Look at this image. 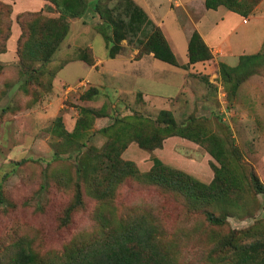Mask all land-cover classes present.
<instances>
[{"label":"rangeland","instance_id":"rangeland-1","mask_svg":"<svg viewBox=\"0 0 264 264\" xmlns=\"http://www.w3.org/2000/svg\"><path fill=\"white\" fill-rule=\"evenodd\" d=\"M0 3L10 7L11 14L9 17L5 14L3 21L6 26L10 20L12 29L17 24L16 15L13 16V3L9 0H0ZM104 5L108 8L114 6L107 3ZM173 13V16L166 19L165 26L169 32L181 36L188 27L187 19L181 8H176ZM252 14L264 17V0H258ZM46 15L56 17L58 14ZM73 21L69 20L70 25H73ZM253 21L254 18L250 20V24ZM95 30L97 32V27ZM258 31H261V27L256 29ZM149 33L150 30L146 35L142 34V40ZM15 36L13 32L6 45V52L0 55V264H4L18 246L29 248L40 256L61 254L77 239L98 235L103 222L113 223L142 212H150L158 220L163 230V236L159 239L168 245V252L173 255L177 264H228L222 261L223 252H217L216 248L224 233L241 232L253 226L254 229L262 228L264 231V194L253 193L243 177L240 185L234 189L244 192V196L238 208H228L227 228L210 227L201 213L204 207L189 208L182 197L137 176L122 178L113 186L109 203L101 206V210L98 200L87 191L89 185L75 172V151L63 141L59 142L53 134V122L59 114L64 116L66 113L65 124L70 125L74 123L75 114L79 113L80 108L103 106L106 117L94 119L86 139L87 146L100 148L105 137L98 131L111 124L115 117L138 112L139 102L134 96H117L114 86L109 83L98 87L90 83L87 89L96 90L92 101L80 99L87 89L71 94L66 99L62 94L63 108L60 113L49 114L46 104L53 95L55 78L68 80L67 72L74 71L78 72L75 78L82 76V68L74 66V63L61 71L68 62L74 61L79 50L73 51L71 42L64 41L44 70L34 74L41 85L34 81L23 88L21 83L25 77L18 66ZM87 38L88 36H80L79 43L82 44ZM92 38L90 41L97 45V54L101 53V38L96 35ZM185 46L186 44L177 45L180 64L186 62ZM260 53V63L248 70L251 74L240 81L235 96L230 99L227 96L219 98L209 76L202 75L200 69L192 70L189 77L197 80H192L187 86L195 94L201 93L203 96L198 98L196 95L195 108L192 109L190 104L178 109L175 120L180 123L189 115L204 119V125L210 133L229 141V144L225 142V148L229 152L226 153L236 171L244 175L250 168L264 184V44ZM219 64L215 66L217 73ZM202 77H206L208 82ZM66 84L72 85L63 82L62 85L60 83V88L63 90ZM167 84L157 82L151 86V103L159 109L168 108L163 101L172 98L176 90L172 84ZM185 92L183 90L177 100ZM200 100H204L205 106L198 108L199 104L196 102ZM156 113L157 111L143 114L155 118ZM65 124L63 123L64 127ZM83 141L85 139L81 140ZM231 143L237 148L247 167L236 168L239 163L231 152ZM158 149V152L145 151L137 144L128 145L122 159L133 162L142 174L150 171L152 159L158 154L166 166L182 171L204 184H209L214 178L210 163L219 167L204 148L193 142L179 140L173 144L168 141ZM55 152L59 154L58 157ZM90 183L92 184L91 181ZM78 191L81 204L73 209L68 222L63 223L62 220L66 219L65 211L75 202ZM207 209L213 210L215 215L225 214L216 206L211 205ZM256 237L255 234L249 241H254Z\"/></svg>","mask_w":264,"mask_h":264},{"label":"trees","instance_id":"trees-1","mask_svg":"<svg viewBox=\"0 0 264 264\" xmlns=\"http://www.w3.org/2000/svg\"><path fill=\"white\" fill-rule=\"evenodd\" d=\"M46 1L54 6L58 14L56 17H49L42 11H25L15 17L20 30L16 39V55L21 74L25 77L21 83L23 88L37 82L38 78L34 74L42 72L46 64L52 61L69 34V20L81 18L88 12L98 14L102 20L97 31L109 48L110 57L119 51L122 40L137 38L143 34L145 27H149L150 33L144 40L139 41V55L153 53L156 59L179 66L160 28L154 26L144 11L131 0H117L112 8L106 7L99 0ZM257 3L258 0H205L204 6L206 9L222 6L247 17L252 14ZM5 14L9 17L10 7L0 3V55L6 52L7 42L12 35L11 21L6 26L3 21ZM260 56L262 57L260 52L241 56L235 66L219 64L220 80L223 88L227 87L224 90L229 99L235 96L240 81L251 74L248 70L260 63ZM187 58L184 69L212 58L209 48L196 31L192 32L188 41ZM74 60H80L87 65L93 64L91 51L87 48L80 49ZM202 78L208 82L206 77ZM37 84L41 85L39 82ZM95 94V89L88 88L80 99L92 101ZM105 113L103 106L82 107L71 131L65 129L61 116L55 119L52 127L59 142L63 141L75 151V172L89 185L87 191L98 200L100 209L101 206L108 205L113 186L122 178L137 176L145 182L160 186L164 191L182 197L189 208L204 207L201 213L208 225L222 229L227 228L228 208H238L243 199L244 192L234 189L240 185L242 177L246 179L253 193L264 194V184L250 168L244 175L236 171L226 153L228 151L225 145L229 141L210 133L204 125V119L189 115L179 123L169 110L159 111L155 118L138 111L115 117L111 124L102 127L98 132L105 137V141L100 148L87 146L86 139L94 119L106 117ZM169 137H180L193 142L216 160L219 167L210 163L214 178L209 184L201 183L182 171L166 166L157 158L152 159L150 171L142 174L133 162L122 159V154L130 143L137 144L142 150L153 151L161 148L163 141ZM83 139L85 141L81 142ZM231 152L238 158L239 164H236V168L247 167L233 144ZM58 155L55 152V156ZM79 195L78 191L75 202L65 211L66 219L62 220L63 223L68 222L73 209L81 204ZM211 205L221 208L225 214L215 215L213 210L207 209ZM99 229L98 235L77 239L61 254L40 256L29 248L18 246L4 264H177L173 255L168 252V245L159 239L163 236V230L150 212L137 213L131 218L119 219L113 223L103 222ZM255 234L256 239L249 241ZM216 248L217 252H223L222 261L228 264H264V231L262 228L254 229L253 226L241 232L224 233Z\"/></svg>","mask_w":264,"mask_h":264},{"label":"crops","instance_id":"crops-1","mask_svg":"<svg viewBox=\"0 0 264 264\" xmlns=\"http://www.w3.org/2000/svg\"><path fill=\"white\" fill-rule=\"evenodd\" d=\"M13 6V16L25 12V11H43L49 15H57L55 8L46 0H9ZM94 1V0H89ZM102 4L107 3L113 6L117 0H99ZM135 5L141 8L147 16V19L156 27L160 28L164 37L166 38L173 54L176 57L179 66H173L163 61L156 59L153 53L139 55L140 39L137 38L124 39L119 44V51L113 56L109 55V48L102 35L97 31L96 27L101 25L102 20L96 13L88 12L81 18L73 19V25H70V31L66 38L69 40L72 50L89 49L93 58V64L87 65L80 60H74L68 62L61 71L69 64H76L79 69L82 68V76L76 77L77 71L67 72V79L55 78L54 89L51 99L47 102V112L52 115H58L63 108L62 105V89L60 86L62 83L72 84L79 79H86L92 86H103L104 83H109L114 86L117 96L130 95L134 96L139 102V111L145 114H151L156 112V116L161 110H169L176 118V111L186 105H192V109L195 108L196 95L201 98V93L195 94L187 84L192 80L190 74L192 70L200 69L202 75H209L210 71L215 69L218 63H224L228 66H235L241 56L252 55L261 51L264 44V17L261 18L259 14H251L247 17H243L235 12H232L222 6L216 9H206L204 6L205 0H176L178 5L176 6L174 0H131ZM197 1V4L195 2ZM113 4V5H112ZM110 6V7H111ZM197 7V9L195 8ZM176 8H181L183 15H185L188 23L186 32L180 36L174 32L171 33L165 26L166 19L171 16ZM173 16V15H172ZM254 16V17H252ZM254 18L253 23L250 24V20ZM70 24V23H69ZM17 26V28L15 27ZM261 27V31L256 32V29ZM150 30L149 27H145L143 34ZM193 31H196L203 42L209 48L212 58L206 62H198L192 64L188 69L183 67L187 64V45L190 36ZM16 35L17 39L20 30L18 25L15 24L11 29V33ZM85 38L82 44L79 43V37ZM99 36L102 40L101 53L97 54V45L90 41L92 36ZM257 36V37H256ZM94 38V37H93ZM92 38V39H93ZM10 39V38H9ZM65 40V41H66ZM9 41V40H8ZM8 43V42H7ZM186 50V62L180 64L177 56V45H184ZM63 45V44H62ZM74 47V48H73ZM74 78V79H73ZM62 81V82H61ZM72 81L71 83H69ZM177 81L179 83L175 84ZM157 82L170 83L174 86L175 93L170 99H164V103L168 105V108L159 109L155 104L151 103L150 97L151 86ZM61 83V85H60ZM67 85V84H66ZM187 86V88H185ZM183 90H186L181 99L177 98L181 95ZM174 100V101H172ZM172 101V102H171ZM199 104L198 108L205 106L204 100L196 102ZM72 110V108H71ZM68 113V112H67ZM72 114V111H71ZM189 114V112L187 113ZM65 115H60L62 123L65 124ZM78 117V113L75 114L74 123L70 125L65 124V129L71 131L75 124V119ZM152 118V117H151ZM154 118V117H153ZM188 140L180 137H169L163 141V146L166 142L173 144L178 141ZM135 143H130L132 146ZM162 146V147H163ZM155 152L160 149H155ZM157 159L160 157L155 155ZM162 161V160H160ZM163 162V161H162Z\"/></svg>","mask_w":264,"mask_h":264},{"label":"built area","instance_id":"built-area-1","mask_svg":"<svg viewBox=\"0 0 264 264\" xmlns=\"http://www.w3.org/2000/svg\"><path fill=\"white\" fill-rule=\"evenodd\" d=\"M173 3L177 6L178 2L176 0ZM210 71L209 73V81L216 87L218 91L219 98H226V93L224 92L219 73ZM88 81L86 79L79 80V82L72 84V85H65L62 90V94L64 98H68L71 94L81 93L82 91L86 90L88 87Z\"/></svg>","mask_w":264,"mask_h":264}]
</instances>
